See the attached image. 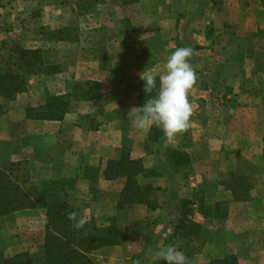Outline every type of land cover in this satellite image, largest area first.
Listing matches in <instances>:
<instances>
[{"label": "rangeland", "instance_id": "rangeland-1", "mask_svg": "<svg viewBox=\"0 0 264 264\" xmlns=\"http://www.w3.org/2000/svg\"><path fill=\"white\" fill-rule=\"evenodd\" d=\"M130 1L132 2L128 9V5H119L118 0H0V56H4L7 50L17 43L26 49L42 50L47 66L60 68L59 62L63 60L73 64L74 58L89 60L94 53L98 56L99 52L110 51L118 60L115 63L119 75L122 76L119 78L120 82L124 88L128 87V29L137 27L145 19L148 20L140 14L138 0ZM148 28L149 35L156 33V25L149 24ZM208 32L212 38L218 37L215 32ZM225 34L227 40L233 42L234 36L230 35L232 32L227 31ZM258 38L263 40L257 42L255 46L252 40H248L244 50L245 54H248L249 50L252 52L256 50L254 54L262 55L263 61L257 69L264 73V30L258 32ZM173 45H176V42ZM230 53L241 54L239 43L232 46ZM249 65L247 86L253 88L260 83L264 94V74L259 82L253 76L255 71L253 64ZM60 74L61 68L60 72L54 75L30 77L27 92L15 99L25 98L18 107H25L26 110L44 109L50 97L64 96L72 92L77 84L86 83L66 79L64 82L68 85L65 87L59 80ZM56 76L57 83L48 78ZM83 89L97 94H101L102 91L101 86L91 88L84 86ZM115 95L117 94L110 97L114 99ZM117 98L120 100L116 106H121L122 102L127 101L128 96L118 95ZM112 108L113 105L110 109ZM211 113L217 114L214 111ZM0 114V117H3L8 111L0 108ZM229 116L230 112H226L225 119ZM255 118L253 128L234 122L226 123V126L221 128L213 126L212 139L219 142L208 144L211 152L210 163L207 164L208 159L207 162H203L202 156L190 150V153H187L191 157L189 168L182 169L179 174H172L170 184L172 192L163 191L152 185L159 189L154 193V206L162 203L165 207L156 218L149 221L134 224H128L123 220L120 222L113 215L110 205L102 202L104 194L92 184V172L86 171L80 179L71 176L67 181L71 182V188L73 186L74 190H69L67 200L74 208L75 218L78 221L81 218L86 222L93 221L99 228H106L115 222L126 239L120 246L94 252L90 256L92 264H166L160 256V251L163 247L169 246L181 251L187 258V264H208L205 256L211 252L213 255L218 253L219 245H222L226 252L237 256L243 264H264V110L257 112ZM4 121L0 119V127L2 125L6 127V120ZM189 130L190 128H187L174 138H168L161 148L150 144L151 150L165 154L168 146L183 144L184 139L187 140L191 136ZM27 144L29 140L25 138L0 140V165L26 162L25 167L29 176L23 170L16 172L21 185L24 186L23 183H28L29 180L26 188L42 183L35 169L38 165L30 168L27 160L18 158L22 148ZM162 164L161 166H164V163ZM204 166L209 169L205 175L202 173L206 170L203 169ZM169 170L177 172L176 168ZM190 176L195 179L190 180ZM238 177L244 179L243 187L248 186L249 189L246 205L234 204L233 194L226 192L225 184ZM85 181L89 183L87 186ZM140 183L146 184L142 180ZM194 183L197 184V189L190 191L192 190L190 185ZM177 192H182L186 199L196 204V207L192 208L195 212L191 220L200 223L198 206L201 200L212 207L221 204L220 214H226L227 217L219 222H205L208 233L199 240L191 241L182 234L174 235V238L168 240L163 235L168 228L169 220H175L177 225L182 216V213L175 209ZM42 219L43 216L32 219L20 214L0 217V255L4 258L23 253L39 256L45 244L46 234V221L44 226Z\"/></svg>", "mask_w": 264, "mask_h": 264}, {"label": "crops", "instance_id": "crops-1", "mask_svg": "<svg viewBox=\"0 0 264 264\" xmlns=\"http://www.w3.org/2000/svg\"><path fill=\"white\" fill-rule=\"evenodd\" d=\"M118 2L124 6L120 0ZM138 3L140 14L149 22L145 19L137 27L128 29V87L124 88L120 82L119 78L122 76L117 71L115 63L118 61L117 58L110 51H104L99 52L98 56L94 53L89 60L74 58L73 64L64 60L59 62L61 66L59 80L65 87L68 85L64 82L66 79L76 83L96 82L102 87L101 96L97 100L73 101L70 111L62 121L29 119L26 108L18 107L25 100L23 97L10 102L0 99V108L8 111L7 115L0 117L2 121L6 120L7 124L6 127L3 125L0 127V140L20 138L29 140V144L22 148L18 158L27 160L30 168L38 165L35 169L42 183L34 185L35 187L41 188L43 183L52 180H68L71 176L80 179L90 167L103 170L107 161L119 160L122 150L127 147L132 160L140 161L148 171L158 170L157 177L140 178V181H144L146 183L144 185L149 184L163 191L172 192L170 186L172 174H179L182 169H176L177 172L169 170L172 168L167 166L164 153H155L151 150L148 140L152 126L147 132L139 130L134 123L137 112L133 109L139 108L143 79L149 75L158 78L164 75L168 56L179 47L187 46L194 50L190 62L197 74V83L189 94L193 107L188 127L191 136L187 140L184 139L181 148L170 145L168 149H177L185 153L192 150L203 157V162H207V159L211 158L208 144L219 142L212 139L213 126L221 128L225 127L226 123L234 122L255 127L256 113L264 110V94L260 83L253 88L247 86L249 63H252L255 69L253 76L261 82L264 73L257 68L260 67L263 58L262 55L254 54L256 50L255 52L249 50L248 54H245L244 47L248 40L253 41V46L263 40L258 38V32L264 30L262 0H138ZM129 18L128 16V20ZM149 24L157 27L153 35L148 34ZM208 31L215 32L218 37L212 38ZM227 31L232 32L230 35L234 36L233 42L225 37ZM175 42L176 45H173ZM235 43H239L241 54L230 53ZM48 78L57 83V76ZM113 94H117L114 99L110 97ZM118 95L128 96L127 101L122 102L121 106H116L120 100L117 98ZM111 105L114 108L110 109ZM212 111L217 114L211 113ZM226 112H230L228 119H225ZM168 138L164 136L159 144L152 145L161 148ZM162 163L164 166H161ZM209 163L210 160L207 164ZM203 169L206 170L202 173L207 174L209 170L207 166ZM193 179L195 178H190ZM85 182L87 186L89 183ZM125 185V178L113 181L101 178L95 184L98 190L103 191L102 202L110 205L113 215L120 222L123 220L128 224H134L149 221L163 211L165 206L162 203L155 209L144 204H136L119 210L118 204ZM190 187H192L190 191H194L197 184H191ZM226 192L231 193L228 189ZM181 193L175 196L176 211L180 203L186 199ZM233 201L234 204L246 203L235 199ZM15 214L32 219L43 216L42 222L45 226L46 221L47 225V213L43 209H29ZM219 221L222 219L206 218L202 215L199 218L207 232L205 222ZM168 224L163 236L171 240L174 238L177 225L175 220H169ZM217 249L218 253L215 255L211 252L205 256L208 264L230 254L222 245ZM238 262L243 264L239 258Z\"/></svg>", "mask_w": 264, "mask_h": 264}, {"label": "trees", "instance_id": "trees-1", "mask_svg": "<svg viewBox=\"0 0 264 264\" xmlns=\"http://www.w3.org/2000/svg\"><path fill=\"white\" fill-rule=\"evenodd\" d=\"M124 6L130 5V0H120ZM135 1V0H133ZM264 3V0H262ZM60 72L59 66H47L43 51L40 49H26L14 43L4 56H0V98L15 100L19 95L28 90V80L32 76L54 75ZM144 81L141 82V95L139 108L146 100L158 94L159 78L156 77V88L150 93L144 90ZM84 86L92 87L101 85L94 82L77 84L73 91L57 97H50L44 109L28 108L27 117L32 120L62 121L71 109L72 101H92L101 94L84 90ZM165 134L160 127L152 125L149 132V144H159ZM167 166L184 169L191 165L189 154L177 149L169 148L164 154ZM26 162H9L0 165V217L9 216L29 209H43L47 213L45 244L39 256L28 253L4 258L0 255V264H92L90 257L94 252L108 247L120 246L126 239L122 236L115 222L106 228H99L95 222H86L82 227H76L77 218L70 219L74 208L68 202L71 182L67 180H52L42 184L41 188L20 184L16 172L23 170L27 176ZM158 170H146L140 161L132 160L130 150L125 147L119 160H110L102 170L88 168L91 173L92 184L95 186L98 179L113 181L119 178L126 179L119 210H125L136 204H144L155 209L154 193L159 189L152 185H143L140 178L157 177ZM234 175H232L233 177ZM227 185L228 191L233 194L236 201L248 199V186H244L242 177L236 178ZM69 186V187H68ZM71 188V189H70ZM198 213L206 218L225 219L226 214H220L219 207L209 206L201 200ZM196 204L189 199L183 200L178 208L182 214L177 222L175 235L188 237L191 241L199 240L206 235L207 230L192 219ZM176 238V237H175ZM189 239V240H190ZM211 264H239L238 257L229 254L222 259H215Z\"/></svg>", "mask_w": 264, "mask_h": 264}, {"label": "clouds", "instance_id": "clouds-1", "mask_svg": "<svg viewBox=\"0 0 264 264\" xmlns=\"http://www.w3.org/2000/svg\"><path fill=\"white\" fill-rule=\"evenodd\" d=\"M194 50L191 47H179L165 64V74L159 78L158 94L146 100L145 104L136 110L135 126L142 132H147L150 126L161 128L165 136L175 137L189 127L193 107L189 100L190 90L197 83V74L191 58ZM144 90L150 93L156 88V77L149 75L143 79ZM70 219L74 214H70ZM86 220L81 218L76 227H82ZM160 256L166 264H187L186 256L177 248L169 246L161 249Z\"/></svg>", "mask_w": 264, "mask_h": 264}]
</instances>
